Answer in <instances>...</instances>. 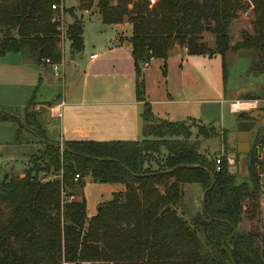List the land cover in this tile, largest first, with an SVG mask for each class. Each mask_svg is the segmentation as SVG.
Returning a JSON list of instances; mask_svg holds the SVG:
<instances>
[{
    "label": "trees",
    "instance_id": "trees-1",
    "mask_svg": "<svg viewBox=\"0 0 264 264\" xmlns=\"http://www.w3.org/2000/svg\"><path fill=\"white\" fill-rule=\"evenodd\" d=\"M251 1L253 33L230 45L228 28L243 8L240 0H158L152 6L148 0H79L69 8L64 0H0V59L18 54L25 65L58 64L62 40L71 54L80 53L83 21L76 11L97 8L103 24L125 21L131 27L138 99L142 68L153 59L165 61L173 46L223 60L228 52L251 50L247 73L259 76L264 0ZM52 5L71 22L57 20ZM206 27L214 35L213 49L203 40ZM161 71L165 77V62ZM26 107L22 119L0 108V123L14 126L13 144H22V133H28L40 146L22 177L0 179V264H264V239L240 230L244 203L253 216L259 209L258 176L248 162L247 178L239 181L225 157L216 171L214 158L200 151L203 141L219 136L213 125L198 123L194 134L187 121L159 119L144 103L141 139L65 140L61 151ZM86 177L124 186L90 217L84 198L72 194ZM192 185L201 188V207L186 219L179 206Z\"/></svg>",
    "mask_w": 264,
    "mask_h": 264
},
{
    "label": "rangeland",
    "instance_id": "rangeland-1",
    "mask_svg": "<svg viewBox=\"0 0 264 264\" xmlns=\"http://www.w3.org/2000/svg\"><path fill=\"white\" fill-rule=\"evenodd\" d=\"M78 3L75 1V7ZM240 4L243 8L236 12L228 28L230 45H235L245 35L253 33L254 5L251 0H240ZM71 5H73L72 0H65L64 6L66 8ZM53 11L55 12V18L60 22H71V19L67 14H63L60 7ZM76 14L81 15L83 21L84 50L81 58L74 59L78 63L77 68L81 70L90 54L101 52V48L104 49L106 44L110 42L116 29L102 23L97 8H91L87 12L76 11ZM122 31L124 34H121V44L127 39L125 34H131L127 28H123ZM203 40L210 49L214 48V35L209 32L208 27L203 32ZM63 41H61L60 47L62 54H64L65 65H62L61 62L60 76L58 77L54 76L50 65L44 66V72L38 66L22 65L18 54L6 55L7 58L4 63L8 66L5 67L0 63V108L10 111L22 119L26 104L30 99H33L26 109L29 112H36L41 126L44 127L46 113L48 112L46 108L39 106L37 103L46 102L51 100L53 96H57L55 90L61 94L64 89V85L62 88L60 82L61 68L63 66L71 68L75 65L74 60L71 61L69 56V42ZM253 54L251 50L238 49L228 52L223 60L218 54L192 56L188 55L184 48H179V51L173 52V55L168 56L171 58L165 61L167 72L165 78L161 75L163 66L161 60L152 61L150 69L146 72L147 75H150V81L158 77V87L161 89L164 87L163 98L166 92L173 95V104H160L157 106L162 114L165 112L169 116L167 118L178 122L190 117L187 122L191 124L194 134L198 123L211 124L218 130L219 136L203 141L200 151L212 158L223 151L226 154L233 155L235 161L231 167L236 171L239 181L247 178L246 165L243 160L244 155H235V145L227 146L226 151L222 134L225 132L224 130L227 131L225 133L228 135L236 129L238 114L230 112L229 101L240 95L237 94L238 92L250 93L256 92L258 87L264 88V74L253 76L247 73ZM19 67L22 69H18ZM77 72L79 71L77 70ZM181 75L183 77L179 79ZM160 95L159 92H153L152 96L155 98ZM13 137L14 126L7 122L0 123V179L4 174H19L22 177L23 171L30 167L31 159L37 156V149L40 147L37 139L28 133H22V144H13ZM46 178L52 179L54 177L49 175ZM262 184L264 187V181ZM123 189L124 186L120 183H102L86 177L83 187L79 189L76 187L72 194L76 200L84 198L87 215L90 217L97 212L102 204L111 200L115 192ZM201 199L202 192L199 186L185 187L179 211L186 219L192 217L200 210ZM244 208L245 212L243 213L240 230H254L264 239V192L260 194L259 209L254 212V216L251 214L252 212L247 211L249 210L248 204L244 203Z\"/></svg>",
    "mask_w": 264,
    "mask_h": 264
},
{
    "label": "crops",
    "instance_id": "crops-1",
    "mask_svg": "<svg viewBox=\"0 0 264 264\" xmlns=\"http://www.w3.org/2000/svg\"><path fill=\"white\" fill-rule=\"evenodd\" d=\"M75 1L79 2V0H72L73 5L70 7H75ZM108 26L116 29L113 38L104 49L101 48V52L90 54L81 70L77 68L78 63L74 59L82 57L84 38L83 50L78 54H71L68 45L70 59L74 60L75 65L71 68H66L67 66L61 68L62 88L64 85L62 93L59 94L55 90L57 96H53L46 102L37 103L49 112V116L45 117L46 122L43 129L50 140L57 142L84 139L95 141L139 140L142 137L141 112L144 103L150 105L155 117L173 121L171 118H167L169 116L165 112L162 114L157 108L160 104H173L172 93L166 92L163 98L164 87L162 89L158 87V77L150 81V75L146 73L150 69L152 61L161 60L164 64L171 57H167L165 61L153 59L148 66L142 68L143 74L138 79V81L142 79L143 83L142 97L138 99L136 94L137 79L129 42L131 34H125L126 41L123 44L120 43L121 34H124L122 29L127 28L131 32V27L125 21L118 25ZM6 58L7 56L0 59V63L5 67L8 66L4 63ZM61 62L62 65H65L64 54ZM20 63L27 66L21 61ZM41 68L42 71L45 70L44 67ZM182 75L179 76V79L184 76ZM166 89L168 88L166 87ZM153 92H159L161 95L153 98ZM61 101L64 102V105L59 109H53ZM49 103L52 104L50 108ZM189 119L190 117L184 121Z\"/></svg>",
    "mask_w": 264,
    "mask_h": 264
},
{
    "label": "built area",
    "instance_id": "built-area-1",
    "mask_svg": "<svg viewBox=\"0 0 264 264\" xmlns=\"http://www.w3.org/2000/svg\"><path fill=\"white\" fill-rule=\"evenodd\" d=\"M158 0H148V5H154ZM51 8L53 10L57 9L56 5H52ZM45 63L50 65L48 60H45ZM52 72L54 76H60V66L61 62L58 64H51ZM258 104V101L255 99H237L229 101V109L230 112L234 114H238L241 112H248L254 109ZM64 105V102L61 101L53 109H59L61 106ZM239 105V107H237ZM62 141L60 142V150L62 151ZM222 157H225V160L229 166H232L235 158L233 155L226 154L224 151L216 155L214 158L215 169L219 171L220 165L222 162ZM244 163L247 165L249 162L254 173L258 176L261 192H264L263 181H264V124L259 128H254L253 133L249 137L248 142V152L244 155ZM246 167V166H245ZM78 178V175L75 176V179ZM68 201V199L66 200Z\"/></svg>",
    "mask_w": 264,
    "mask_h": 264
},
{
    "label": "water",
    "instance_id": "water-1",
    "mask_svg": "<svg viewBox=\"0 0 264 264\" xmlns=\"http://www.w3.org/2000/svg\"><path fill=\"white\" fill-rule=\"evenodd\" d=\"M179 51L178 46H173L167 51V56L173 55V52ZM241 93H245L242 91ZM233 100L237 99H253L247 97H239L238 95ZM49 112L46 113V117ZM264 117V108L257 110H250L248 112L238 113L235 131L229 133L226 137L227 146L235 145L236 152L240 155H245L248 152L249 137L253 133L254 124L259 121V118ZM264 124V121L262 122ZM100 208H98V211Z\"/></svg>",
    "mask_w": 264,
    "mask_h": 264
},
{
    "label": "flooded vegetation",
    "instance_id": "flooded-vegetation-1",
    "mask_svg": "<svg viewBox=\"0 0 264 264\" xmlns=\"http://www.w3.org/2000/svg\"><path fill=\"white\" fill-rule=\"evenodd\" d=\"M256 90H257L256 92H250V93H248V92H246V93L238 92L237 93V94L241 95V96L238 95L239 97L253 98V99L258 101L257 106L254 109H252V110H257V109L264 108V88L263 87H258ZM242 95H244V96H242ZM263 121H264V117L259 118V121H257L254 124L253 129L261 127L263 125V123H262Z\"/></svg>",
    "mask_w": 264,
    "mask_h": 264
},
{
    "label": "clouds",
    "instance_id": "clouds-1",
    "mask_svg": "<svg viewBox=\"0 0 264 264\" xmlns=\"http://www.w3.org/2000/svg\"><path fill=\"white\" fill-rule=\"evenodd\" d=\"M237 107H239V105H237Z\"/></svg>",
    "mask_w": 264,
    "mask_h": 264
}]
</instances>
